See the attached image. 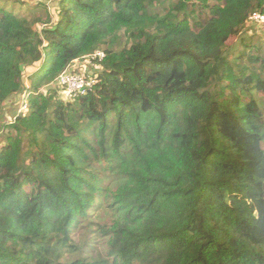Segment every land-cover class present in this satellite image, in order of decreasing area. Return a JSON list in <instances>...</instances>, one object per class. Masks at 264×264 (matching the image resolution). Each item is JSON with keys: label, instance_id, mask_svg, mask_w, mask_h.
<instances>
[{"label": "trees", "instance_id": "trees-1", "mask_svg": "<svg viewBox=\"0 0 264 264\" xmlns=\"http://www.w3.org/2000/svg\"><path fill=\"white\" fill-rule=\"evenodd\" d=\"M18 1L0 111L27 71L32 96L0 145V264H264V44L239 39L264 0H60L47 22ZM98 51L66 100L56 80Z\"/></svg>", "mask_w": 264, "mask_h": 264}, {"label": "rangeland", "instance_id": "rangeland-1", "mask_svg": "<svg viewBox=\"0 0 264 264\" xmlns=\"http://www.w3.org/2000/svg\"><path fill=\"white\" fill-rule=\"evenodd\" d=\"M171 1H176V0H160L159 1L160 9L158 10V12L162 13L163 11L164 13V10L169 7ZM59 2L60 0H19L14 4L13 3L6 4V7L9 10L14 11L16 14H20L22 16H28L31 19L39 18L43 22H47V20H49L50 17L55 19V12L57 11ZM0 5H3V3L0 2ZM53 21L54 20H52V22ZM38 27L42 28L44 26L39 25ZM247 29H248L247 32H245V34H242V36L239 39H244L247 42L251 41L253 43H257L261 41V43L264 44V25L249 23ZM239 39H237L236 37H231L227 42V48L233 47L235 48V50L241 49V42L239 41ZM122 44L126 46L129 45L130 42L126 37H123L121 45ZM100 63H97L95 68H91L84 61H80L73 64L72 67H74L77 70L93 73L94 69L98 70V72L101 71V65H99ZM30 73H32V71L31 72L27 71V73L25 74L26 79L24 81L25 83L31 85V75L29 77ZM42 90L46 92L47 88H43ZM60 93L61 92H59V95L61 96ZM16 111L17 108L16 107L14 108L12 103L11 104L7 103V105L4 106L3 109L0 111V145L6 142L7 136L14 135L13 132H11V130L9 129V126L10 124H12L13 118L16 116ZM260 147L261 150L264 151V144H260ZM93 238L95 240V244L93 247L95 253L105 255V252L107 251L106 241L103 240L99 235L96 236L94 235Z\"/></svg>", "mask_w": 264, "mask_h": 264}, {"label": "built area", "instance_id": "built-area-1", "mask_svg": "<svg viewBox=\"0 0 264 264\" xmlns=\"http://www.w3.org/2000/svg\"><path fill=\"white\" fill-rule=\"evenodd\" d=\"M250 24L264 25V11L254 14L250 19ZM105 58L103 51H98L93 55L87 56L84 62L91 68H95L97 63L102 62ZM77 63V62H76ZM95 69L93 73H95ZM96 76L90 72L73 69L72 67L64 71L56 80V85L63 91V94L68 101H74L86 96L96 85ZM32 91L30 84L26 83V89L20 95L15 103L14 108H17L16 119L19 116H26L30 112V98ZM1 153V146H0Z\"/></svg>", "mask_w": 264, "mask_h": 264}, {"label": "crops", "instance_id": "crops-1", "mask_svg": "<svg viewBox=\"0 0 264 264\" xmlns=\"http://www.w3.org/2000/svg\"><path fill=\"white\" fill-rule=\"evenodd\" d=\"M73 66V65H72ZM75 66V65H74ZM74 69V67H72Z\"/></svg>", "mask_w": 264, "mask_h": 264}]
</instances>
